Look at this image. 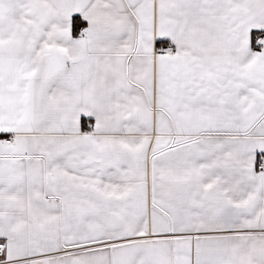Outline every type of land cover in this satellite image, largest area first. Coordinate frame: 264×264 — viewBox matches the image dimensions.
<instances>
[{"label":"snow or ice","instance_id":"6c2138e0","mask_svg":"<svg viewBox=\"0 0 264 264\" xmlns=\"http://www.w3.org/2000/svg\"><path fill=\"white\" fill-rule=\"evenodd\" d=\"M0 264H264V0H0Z\"/></svg>","mask_w":264,"mask_h":264}]
</instances>
